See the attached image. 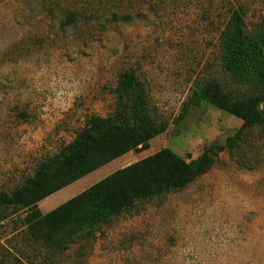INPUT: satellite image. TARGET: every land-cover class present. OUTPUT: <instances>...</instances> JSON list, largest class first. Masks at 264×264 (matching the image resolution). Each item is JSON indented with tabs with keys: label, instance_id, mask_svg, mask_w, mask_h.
<instances>
[{
	"label": "rangeland",
	"instance_id": "rangeland-1",
	"mask_svg": "<svg viewBox=\"0 0 264 264\" xmlns=\"http://www.w3.org/2000/svg\"><path fill=\"white\" fill-rule=\"evenodd\" d=\"M238 8L248 29L264 21V0H0V192L70 144L86 117L111 115L128 69L165 130L41 200L42 213L161 149L189 162L225 145L242 122L188 100L209 78L251 93L220 64L219 34ZM236 144L184 189L138 201L64 248L27 235V210L0 208V264H264V122Z\"/></svg>",
	"mask_w": 264,
	"mask_h": 264
},
{
	"label": "trees",
	"instance_id": "trees-1",
	"mask_svg": "<svg viewBox=\"0 0 264 264\" xmlns=\"http://www.w3.org/2000/svg\"><path fill=\"white\" fill-rule=\"evenodd\" d=\"M74 21L75 14L68 13L66 24ZM218 48L223 72L236 84H248L251 93L235 96L209 78L195 84L188 101L194 106L207 102L242 122L225 145H213L189 162L168 148L161 149L42 213L41 200L128 152L145 150L165 130V122L153 115L145 85L128 69L112 90L113 113L105 118L86 117L70 144L42 161L21 186L10 193L0 192V208L27 210L23 219L27 235L44 247L60 249L136 202L180 191L207 173L221 150L235 148L246 130L264 122L260 108L264 104V21L248 29L243 9L233 10L219 34Z\"/></svg>",
	"mask_w": 264,
	"mask_h": 264
},
{
	"label": "crops",
	"instance_id": "crops-1",
	"mask_svg": "<svg viewBox=\"0 0 264 264\" xmlns=\"http://www.w3.org/2000/svg\"><path fill=\"white\" fill-rule=\"evenodd\" d=\"M47 205H48V204H44L43 206L41 205V206H42V209H46V208H47ZM41 206H40V207H41ZM50 210H52V209H50Z\"/></svg>",
	"mask_w": 264,
	"mask_h": 264
}]
</instances>
